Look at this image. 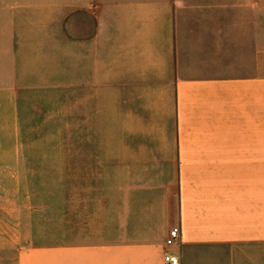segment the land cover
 Returning a JSON list of instances; mask_svg holds the SVG:
<instances>
[{
  "label": "crops",
  "instance_id": "0c3cea01",
  "mask_svg": "<svg viewBox=\"0 0 264 264\" xmlns=\"http://www.w3.org/2000/svg\"><path fill=\"white\" fill-rule=\"evenodd\" d=\"M83 1L96 11L94 34L76 39L89 46L84 68L90 79L125 75L116 77L125 80V113L141 116L125 129L153 130L145 160L159 180L125 185L117 218L88 206L73 225L59 223L56 238L26 240L15 263L164 264L172 251L181 264H264L257 0L232 10L226 0ZM173 228L180 237L168 247Z\"/></svg>",
  "mask_w": 264,
  "mask_h": 264
},
{
  "label": "rangeland",
  "instance_id": "374dc122",
  "mask_svg": "<svg viewBox=\"0 0 264 264\" xmlns=\"http://www.w3.org/2000/svg\"><path fill=\"white\" fill-rule=\"evenodd\" d=\"M251 2L260 37L264 0ZM82 4L0 0V264H16L15 247L35 235L56 238L59 223L73 225L88 206L117 218L125 185L159 180L145 160L153 130L125 129L141 117L125 113V80L116 78L125 75L90 79L84 68L89 46L76 39L94 34L96 11Z\"/></svg>",
  "mask_w": 264,
  "mask_h": 264
},
{
  "label": "built area",
  "instance_id": "2783aa9c",
  "mask_svg": "<svg viewBox=\"0 0 264 264\" xmlns=\"http://www.w3.org/2000/svg\"><path fill=\"white\" fill-rule=\"evenodd\" d=\"M179 237H180L179 228H173L170 231L169 236L166 240V245L168 247L174 246L179 240ZM164 264H181L179 255L172 251L166 252L164 255Z\"/></svg>",
  "mask_w": 264,
  "mask_h": 264
}]
</instances>
